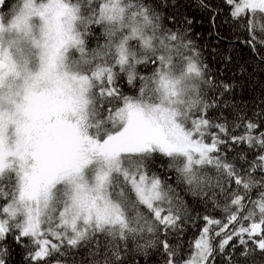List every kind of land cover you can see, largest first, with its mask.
<instances>
[{
  "label": "snow or ice",
  "instance_id": "obj_1",
  "mask_svg": "<svg viewBox=\"0 0 264 264\" xmlns=\"http://www.w3.org/2000/svg\"><path fill=\"white\" fill-rule=\"evenodd\" d=\"M180 7L0 0V264L264 257V87L241 103L255 69L217 75ZM198 7L264 71V0Z\"/></svg>",
  "mask_w": 264,
  "mask_h": 264
},
{
  "label": "trees",
  "instance_id": "obj_2",
  "mask_svg": "<svg viewBox=\"0 0 264 264\" xmlns=\"http://www.w3.org/2000/svg\"><path fill=\"white\" fill-rule=\"evenodd\" d=\"M179 2L182 5L179 9L180 13L195 16L199 21L193 28L194 33H199L197 37L198 43L207 46L209 49L212 47L217 48L219 55L228 52L233 56V63L226 68L222 66L219 55L211 58L212 70L216 72L217 75L223 73L222 78L233 79L234 77L232 74L236 72L240 65L247 66L250 71L255 69L253 73L255 76V84L250 85L244 91H238L237 94V99L241 103L250 106L253 97L259 98L261 87H264V71H262V66L253 55L252 51L242 44L237 43L239 39H243L244 37L239 31L231 30L229 24L221 22L222 19H226V17H218L216 27L213 29L212 25L209 23V13L198 7V0H179ZM210 2L218 3L219 0H210ZM214 32L219 33V38ZM218 39L219 43L217 42ZM261 55H264V50H261ZM245 110L247 111L248 109L246 108ZM225 112H227V110H225ZM253 196H255V193H253ZM197 210L199 211L200 209L197 208ZM212 214L218 217L222 215L219 211L212 212ZM195 231V228L190 229L185 235V240L191 239ZM83 258V254L76 255L77 261ZM253 259L255 264H264V257L259 253H256ZM9 264H24L23 253L21 249L16 246L12 248ZM141 264H144V262L142 261ZM148 264H158V258L155 256L151 257Z\"/></svg>",
  "mask_w": 264,
  "mask_h": 264
}]
</instances>
